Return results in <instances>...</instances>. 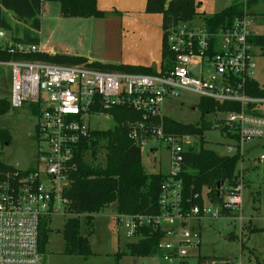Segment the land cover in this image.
Instances as JSON below:
<instances>
[{
  "label": "built area",
  "instance_id": "obj_1",
  "mask_svg": "<svg viewBox=\"0 0 264 264\" xmlns=\"http://www.w3.org/2000/svg\"><path fill=\"white\" fill-rule=\"evenodd\" d=\"M195 20L172 22L163 30L173 65L166 69L160 65L152 74L27 59L39 53L36 44L13 42L0 47V68L9 67L11 73V106L26 105L38 119L35 165L0 170V264H45L43 221L66 212L65 191L77 165V151L95 130L90 125L91 116L110 115L116 125L113 109L127 107L138 114L125 126L141 156L145 152L154 155L159 142L167 148L168 171L161 184L160 211L115 213L128 242L140 240L149 229L160 234L157 254L170 263L188 264L190 251L200 243V230L192 222L241 209L242 169H238L236 186H221L220 201L211 200L206 192L194 194L203 200L201 205L184 197L179 174L185 153L195 146L197 136L166 132L161 107L182 90L198 94L200 100L237 104L239 110L210 113L216 121L214 126L224 128L223 133L235 141L226 145L227 154L240 153L244 142L264 141V96L249 93L258 48L250 41L257 33L255 22L244 14L210 30L203 22L195 25ZM1 53L8 54L9 59H3ZM192 66L198 68V75ZM151 141L157 143L151 145ZM259 160L263 162L264 156ZM209 204L217 206L212 209Z\"/></svg>",
  "mask_w": 264,
  "mask_h": 264
},
{
  "label": "trees",
  "instance_id": "obj_2",
  "mask_svg": "<svg viewBox=\"0 0 264 264\" xmlns=\"http://www.w3.org/2000/svg\"><path fill=\"white\" fill-rule=\"evenodd\" d=\"M264 1V0H263ZM59 5L60 13L64 17L75 18H102L109 13L100 10L97 0H44ZM259 0H234L230 5L214 14H201L196 10L194 0H171L166 6L165 0H147L146 11L161 13L163 15V30L172 22L200 19L210 30L233 22L237 17L245 14L244 8L250 10ZM250 41L264 53V34L254 33ZM7 60L9 55L1 53ZM30 60H42L68 65L86 64L104 70H123L152 74L155 69L145 66L102 64L99 62L88 63L82 56L36 53L26 56ZM173 54L166 41H163L161 65L163 69L173 65ZM249 93L254 96H264V87L255 79L251 81ZM7 98H0V115L11 109ZM201 117L195 123H182L164 117L166 132L188 133L197 136L195 146L185 153L183 168L179 176L184 182V197L190 198L193 203L202 204L201 198H194L195 193L206 194L213 201H220L218 196V183H225L229 187L238 184V162L242 159L240 153L219 154L212 148L206 147L204 132L214 127L205 117L213 112L222 110H239L233 103H220L211 99L201 98L198 103ZM111 113L117 120L112 129L92 130L85 138L76 154V168L70 173L71 181L65 191L68 201V218L62 233L64 239V252L87 257L92 254L89 235L92 233L93 216L101 212L110 204H115L116 212L122 214H156L160 211L158 199L161 184L167 177L166 172H148L143 163L142 156L137 146L128 137L125 122L138 117V114L127 107L113 109ZM224 132V128L221 127ZM231 138L235 135L231 134ZM10 133L5 128H0V142L8 143ZM104 154L101 157V150ZM264 164V161H263ZM12 167L0 162V170ZM81 218L88 229V234L80 232ZM262 230L254 227L252 231ZM43 249L48 242L49 229L43 225L41 234ZM159 233H151L145 229L144 236L136 242H127L124 254L134 257H148L157 254ZM118 253L117 256H120ZM263 264V263H258Z\"/></svg>",
  "mask_w": 264,
  "mask_h": 264
},
{
  "label": "rangeland",
  "instance_id": "obj_3",
  "mask_svg": "<svg viewBox=\"0 0 264 264\" xmlns=\"http://www.w3.org/2000/svg\"><path fill=\"white\" fill-rule=\"evenodd\" d=\"M233 1L216 0L215 4L205 8V14L222 10ZM246 1L243 0L244 4ZM244 11L247 16L253 18L255 32L264 34V1L259 0L255 7L250 10L244 8ZM201 22L198 18L194 24L199 25ZM254 61L256 66L253 78L264 87V53L259 48H256ZM10 97V68L1 67L0 98L9 100ZM199 100L198 94L182 90L179 96L164 101L161 112L165 117L182 123H195L201 117ZM205 118L213 125L216 124L213 115L209 114ZM37 120L35 113L26 105L24 108L11 107L8 113L0 115V128H5L10 133L8 143L0 142V162L19 169H27L35 165L38 154L35 130ZM90 125L95 130L112 129L115 120L110 115L91 116ZM204 138L206 147L222 155L227 154V144H235V141L226 136L218 126L205 131ZM156 143L150 142L151 145ZM157 144L158 151L154 155L145 152L142 155V163L148 172H167L166 145L162 142ZM103 154L104 149L101 150L100 156L102 157ZM240 154L242 159L238 162V169L245 172L240 192L241 209L230 215L192 222L200 230V243L199 247L190 251L187 257L188 264H264V164L259 160L261 155L264 156V141L255 139L242 143ZM205 203L208 204L206 198ZM209 206L214 209L217 205L209 204ZM115 213V204H110L101 212L94 214L93 231L89 235L92 254L87 257L64 252L62 230L68 218L67 212L45 219L43 223L49 229V238L44 249L45 264H178L164 260L160 254L148 257L124 254L128 241L116 221ZM254 227L262 230L252 231ZM80 232L83 235L88 234L83 218H81ZM118 253H121L120 256H117ZM209 259L216 261L209 262ZM205 260L206 262H203Z\"/></svg>",
  "mask_w": 264,
  "mask_h": 264
},
{
  "label": "crops",
  "instance_id": "obj_4",
  "mask_svg": "<svg viewBox=\"0 0 264 264\" xmlns=\"http://www.w3.org/2000/svg\"><path fill=\"white\" fill-rule=\"evenodd\" d=\"M165 1L167 6L171 0ZM194 1L197 12L205 14V8L216 0ZM97 5L109 14L102 18L64 17L53 2L0 0V47L28 43L36 44L39 53L82 56L89 64L156 65L154 69L161 65V13L147 12V0H97Z\"/></svg>",
  "mask_w": 264,
  "mask_h": 264
},
{
  "label": "water",
  "instance_id": "obj_5",
  "mask_svg": "<svg viewBox=\"0 0 264 264\" xmlns=\"http://www.w3.org/2000/svg\"><path fill=\"white\" fill-rule=\"evenodd\" d=\"M155 66H156V65H153L152 67H155ZM191 70L194 71V72L198 75V68H197V67L192 66V67H191ZM223 184H224V183L221 182V183H218V185H217L218 196H220V188H221V186H222ZM208 261H209V262H213V261H216V259H209ZM226 261H228V260H226Z\"/></svg>",
  "mask_w": 264,
  "mask_h": 264
},
{
  "label": "flooded vegetation",
  "instance_id": "obj_6",
  "mask_svg": "<svg viewBox=\"0 0 264 264\" xmlns=\"http://www.w3.org/2000/svg\"><path fill=\"white\" fill-rule=\"evenodd\" d=\"M206 261V260H205Z\"/></svg>",
  "mask_w": 264,
  "mask_h": 264
}]
</instances>
